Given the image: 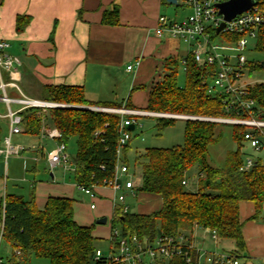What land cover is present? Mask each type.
Segmentation results:
<instances>
[{"label": "trees", "instance_id": "1", "mask_svg": "<svg viewBox=\"0 0 264 264\" xmlns=\"http://www.w3.org/2000/svg\"><path fill=\"white\" fill-rule=\"evenodd\" d=\"M264 11V0H256ZM118 10L105 12L102 23L118 24ZM19 30V26L17 27ZM254 52L260 59L249 62V72L264 69V23L257 29ZM185 84L178 86L179 60L167 58L164 73L150 88L146 107L150 112H168L203 117L231 116L225 113L222 98L205 92L202 85L204 70L193 56L187 54ZM263 61V64H262ZM247 97L264 111V83L249 84ZM44 101H53L70 107L52 108L39 113L29 107L20 112L23 133L38 136L45 120L61 131V141L67 145L74 139L76 153L73 159V181L80 186H91L112 177L116 161L118 123L120 115L86 109V106L121 107V103L88 101L81 86L44 85ZM126 107H133L130 103ZM155 126L160 131L174 123L175 118L156 117ZM219 123L188 119L184 122V144L169 148L151 147L138 155L135 163L141 167L137 192L157 195L160 207L149 213H121L115 208L111 227H119L123 234L131 233L153 238L158 234L173 235L180 230L194 227L214 230L219 239L233 240L236 253L245 249L239 202L250 201L255 219L264 205V166L260 160L248 170H241L242 132L244 127L231 125L232 137L237 145L225 155L222 168L208 161V148L219 141ZM130 142V141H129ZM128 142V143H129ZM121 150L122 161L129 165L127 150ZM197 169V188L190 190L187 173ZM3 224L2 240L19 254H12L7 264H30L32 257L44 258L49 264H104L93 262L96 249L91 226L79 225L73 218V199L49 196L42 209H37L33 197L5 194L0 200V223ZM162 264H185L179 257Z\"/></svg>", "mask_w": 264, "mask_h": 264}, {"label": "crops", "instance_id": "2", "mask_svg": "<svg viewBox=\"0 0 264 264\" xmlns=\"http://www.w3.org/2000/svg\"><path fill=\"white\" fill-rule=\"evenodd\" d=\"M182 6L181 0L173 3L167 0H0V41H7L6 52L18 58L16 84L31 98L41 99L44 85L81 86L85 98L92 103L117 102L125 106L130 103L133 106L130 108L144 109L150 88L164 73L166 59L172 57L182 63L190 50L188 44L177 38L155 34L160 16L173 21L184 18L178 9ZM114 8L118 10V24H103V14ZM128 65L132 66L130 70L126 68ZM1 74L2 81L8 83V73ZM6 91L11 97L17 95L12 88ZM0 107L3 109L0 115H4L6 106L1 101ZM10 108L18 109V105L11 104ZM7 135L8 119L0 117V149ZM14 137H17L15 143H39L38 136L23 132ZM43 144L46 149L54 146L48 139ZM37 154L27 152L23 155L25 159L12 157V164L20 160L21 167L13 165L10 172L6 167L10 157L5 159L0 154V170L3 158L6 183L11 174L0 200L5 194L21 195L26 200L33 197L36 208L42 209L49 196L71 198L73 218L83 226H91L94 217H106L107 221L112 217L114 193L111 189L97 187L95 207H89L93 213L88 211L82 216L81 205L74 198L79 190L77 185L72 177L71 183L63 182L71 171H63L61 166L50 170L44 156L38 155L36 161L32 159ZM41 163L48 167L50 182L36 181ZM195 183L194 190L197 179ZM139 193L159 202L154 209L139 214H149L160 207L157 195ZM238 209L245 243V249L237 253L240 262L264 264V205L255 219H250L254 214L250 201H240ZM91 227L95 238L109 244L110 227ZM191 231L197 239L204 238L203 245L209 249L236 251L233 240L219 239L215 244L200 229Z\"/></svg>", "mask_w": 264, "mask_h": 264}, {"label": "built area", "instance_id": "3", "mask_svg": "<svg viewBox=\"0 0 264 264\" xmlns=\"http://www.w3.org/2000/svg\"><path fill=\"white\" fill-rule=\"evenodd\" d=\"M182 5L190 10L187 17L180 21H173L165 16L158 18L155 34L161 37L168 34L188 44V54L193 56L195 63L204 70L202 85L206 93L222 98L225 113L232 114L225 117H203L192 115H172L167 113L150 112L142 109L108 106H86L84 108L115 113L120 115L118 123L119 136L117 139L116 161L111 178L102 180L101 183L85 187L77 185L78 189L87 195L92 203L90 209H94L97 199L96 188L106 187L113 191V208L121 213L128 212L127 196L136 195L138 178L131 172L128 164L122 161L121 150L131 139L129 126H141L137 118L162 117L179 119H198L219 124L239 125L244 127L242 145L247 144L255 151L264 150V111L256 106L255 102L248 98L246 88L249 85L245 76L249 74V58L247 53L254 52L257 29L264 23V11L256 3L248 10L235 15L229 21H225L219 14L217 5L228 0H181ZM224 26L219 33L216 29L221 23ZM9 47L7 41H0V101L6 106L2 118L8 119V135L3 139V147L0 154L8 157H25L27 152L38 153L33 156L36 161L38 155L44 156L50 170L61 166L63 171L74 170V164L67 152L66 145L61 141V131L52 126L49 128L42 121V127L38 144L24 145L13 143L12 136L23 132L20 112L29 107L37 108L39 113H46L52 108L70 107L53 101H44L27 96L16 84L15 73L20 62L17 57L6 52ZM183 69L185 62L182 60ZM128 65L127 70L131 69ZM2 71L9 75V82L2 81ZM12 88L17 95L11 97L6 89ZM18 105V109H11L10 105ZM54 142V146L47 150L43 140ZM258 159L246 156L241 170H248ZM186 185V181L182 182ZM200 229L203 234L215 244L219 237L214 230ZM3 224L0 223V245L2 241ZM204 238H196L192 231L180 230L173 235L158 234L153 238L139 236L137 234H123L119 227H111L109 237L108 254H103L96 248L93 262L104 261V264H162L173 258L179 257L185 264H241L236 251L209 249L203 245ZM19 254V250H13ZM0 264H6L0 256Z\"/></svg>", "mask_w": 264, "mask_h": 264}, {"label": "rangeland", "instance_id": "4", "mask_svg": "<svg viewBox=\"0 0 264 264\" xmlns=\"http://www.w3.org/2000/svg\"><path fill=\"white\" fill-rule=\"evenodd\" d=\"M181 14H184V18L187 17L190 13L187 7L182 6L179 7ZM247 56L249 58H254V59H260L261 55L257 54L256 52H251L247 53ZM246 82L249 84L253 83H264V69H256L249 74H246L245 76ZM177 84L178 86H183L185 84V71L183 69V65L181 61L178 63V69H177ZM0 110L3 112L2 107H0ZM160 113V112H159ZM167 114H172V115H184V114H173V113H168V112H163ZM139 120V123L141 126L136 125L134 129L131 131V139L130 142L128 143V150L126 153L127 160L129 163V168L131 172H134L136 175V178H138L137 182L139 183V179L141 176V167L135 163V159L138 155L144 153L145 149L151 148V147H161V148H169L173 146H181L184 144V122L185 120L188 119H179L175 118V121L172 125L165 127L162 130H158L157 127L155 126L156 119L154 117H140L137 118ZM47 126L49 128L52 127L51 124L47 122ZM217 130L221 132V137L218 142L212 144L208 148V161L209 163L216 167V168H222L225 163V155L228 151L230 150H235L237 148V145L232 137V127L229 124H218L217 125ZM15 136V135H14ZM13 136V143H15V139L17 137ZM20 140V139H19ZM52 147L50 146V150ZM67 152L70 156L71 161L73 162L75 153H76V145H75V140L71 139L67 143ZM241 153L243 158L246 156H249L253 159H258L264 166V150L260 151H255L251 149L247 144H243L241 147ZM4 158V157H3ZM2 158L1 162V170H0V196H3V191L6 188V184L10 183V176L7 178V183L6 179L4 178L5 176V163L4 159ZM13 158H15L13 156ZM12 157H10L7 161L6 167L9 168V172L11 168L13 167L14 164H12ZM15 165L18 167V164L20 166L21 161H15ZM14 165V166H15ZM21 167V166H20ZM74 168V167H73ZM38 174L36 175V181H44V182H50V176H49V170L48 167H44L41 165L38 167ZM56 176L59 177L60 174L56 170ZM72 173L69 174V178H64L63 182L65 181H70L72 182ZM187 180H188V186L187 188L190 190H194L195 182L197 179V169L195 167H192L188 173H187ZM72 177V178H71ZM62 181V180H61ZM75 200L79 205H81V215H86L87 212L89 211L90 213H93L89 209L90 203H92L91 199L80 192L79 190H76L75 192ZM151 199V200H150ZM127 203L129 205V212L130 213H139V212H146L149 209H154L156 206H158L159 202L156 200V198H147V196L139 193L136 195L130 194L127 197ZM98 218H95L91 221V226L94 225L96 226H103L107 227V229L110 227L111 228V219H108L106 224H97ZM95 247L99 248V250L103 254H108V248L109 245L107 242L97 239L95 241ZM13 254V249L10 247V245L7 244L5 240L1 241L0 245V256L3 258V261L7 264V260L11 259ZM33 261V262H32ZM49 264L48 260L44 258H36L32 257L30 260V264Z\"/></svg>", "mask_w": 264, "mask_h": 264}, {"label": "water", "instance_id": "5", "mask_svg": "<svg viewBox=\"0 0 264 264\" xmlns=\"http://www.w3.org/2000/svg\"><path fill=\"white\" fill-rule=\"evenodd\" d=\"M168 2L173 3L175 0H167ZM255 4V0H228L223 3H219L217 5L219 9V14L223 15V18L225 21H229L232 19L235 15L244 12L251 8ZM224 26V23L222 22L220 26L216 29V33H219L221 28ZM263 64V61H262ZM134 129L133 125L129 126V130L132 131ZM106 217H102L97 219V224H105L106 223Z\"/></svg>", "mask_w": 264, "mask_h": 264}]
</instances>
